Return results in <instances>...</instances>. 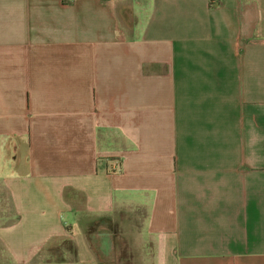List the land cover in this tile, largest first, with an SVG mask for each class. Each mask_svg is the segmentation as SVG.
I'll return each instance as SVG.
<instances>
[{"label":"crops","instance_id":"obj_1","mask_svg":"<svg viewBox=\"0 0 264 264\" xmlns=\"http://www.w3.org/2000/svg\"><path fill=\"white\" fill-rule=\"evenodd\" d=\"M8 204L19 264H264V0H0Z\"/></svg>","mask_w":264,"mask_h":264},{"label":"rangeland","instance_id":"obj_2","mask_svg":"<svg viewBox=\"0 0 264 264\" xmlns=\"http://www.w3.org/2000/svg\"><path fill=\"white\" fill-rule=\"evenodd\" d=\"M11 161V160H9ZM5 203V202H3ZM144 218V214L143 211H137L136 215L135 214H125L122 216V221L125 222H129L131 221V226L128 224H122V231L124 232H128V230L131 229H135L138 230V232L141 230V220ZM14 221V211L12 210L11 207L5 206L3 209L0 208V227L1 226H5L6 224H10L11 222ZM132 225H134L132 227ZM121 239V238H120ZM120 244L123 247L125 242L124 239L120 240ZM145 245H147V243L145 242V239H143L142 237V244L141 246L144 247ZM141 246L139 247V245H136V250L140 249ZM62 247H68V244H62ZM51 254V253H50ZM52 255V254H51ZM55 255H52L53 259L55 260H61V258L59 257H54ZM51 259V258H50ZM49 260V259H48ZM0 264H19L17 259L12 258L9 254H7L4 249L3 246L0 242Z\"/></svg>","mask_w":264,"mask_h":264},{"label":"trees","instance_id":"obj_3","mask_svg":"<svg viewBox=\"0 0 264 264\" xmlns=\"http://www.w3.org/2000/svg\"><path fill=\"white\" fill-rule=\"evenodd\" d=\"M96 224H95V222H92V226H95ZM91 226V227H92ZM68 244V247H65V248H67V249H69V250H76V248L74 247V243L72 242V241H70V240H66L65 242H64V244Z\"/></svg>","mask_w":264,"mask_h":264},{"label":"built area","instance_id":"obj_4","mask_svg":"<svg viewBox=\"0 0 264 264\" xmlns=\"http://www.w3.org/2000/svg\"><path fill=\"white\" fill-rule=\"evenodd\" d=\"M118 165V164H117Z\"/></svg>","mask_w":264,"mask_h":264}]
</instances>
